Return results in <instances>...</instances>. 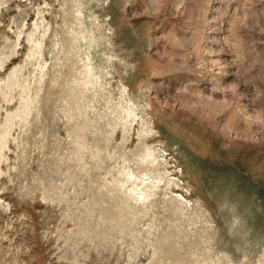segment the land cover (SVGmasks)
Segmentation results:
<instances>
[{
    "label": "rangeland",
    "instance_id": "374dc122",
    "mask_svg": "<svg viewBox=\"0 0 264 264\" xmlns=\"http://www.w3.org/2000/svg\"><path fill=\"white\" fill-rule=\"evenodd\" d=\"M0 264H264V0H0Z\"/></svg>",
    "mask_w": 264,
    "mask_h": 264
}]
</instances>
